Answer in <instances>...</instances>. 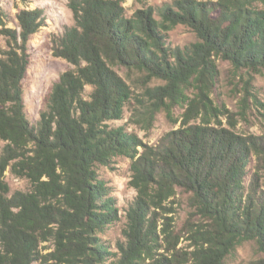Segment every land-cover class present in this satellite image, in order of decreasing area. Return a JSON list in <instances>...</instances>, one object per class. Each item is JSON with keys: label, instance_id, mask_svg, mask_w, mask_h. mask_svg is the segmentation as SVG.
Listing matches in <instances>:
<instances>
[{"label": "trees", "instance_id": "1", "mask_svg": "<svg viewBox=\"0 0 264 264\" xmlns=\"http://www.w3.org/2000/svg\"><path fill=\"white\" fill-rule=\"evenodd\" d=\"M69 7L74 25L53 54L74 68L53 85L36 125L25 112L23 81L42 12L23 10L18 29H0V264H226L250 241L264 252V135L211 125L220 110L209 97L219 58L237 70H264V12L252 0H175L131 18L122 0ZM178 25L198 41L170 47ZM117 68L163 82L141 103V120L186 106L181 127L159 145L108 125L123 119L133 95ZM122 156L132 161L137 197L113 253L101 235L120 220L118 199L100 169ZM8 169L30 190L11 193ZM177 189L191 194L202 224L189 231L193 251L178 249L179 235L161 213Z\"/></svg>", "mask_w": 264, "mask_h": 264}, {"label": "rangeland", "instance_id": "2", "mask_svg": "<svg viewBox=\"0 0 264 264\" xmlns=\"http://www.w3.org/2000/svg\"><path fill=\"white\" fill-rule=\"evenodd\" d=\"M70 0H0V29L6 26L18 29V15L23 10H40L42 12L43 26L31 37L28 45L29 66L23 81L25 112L32 125L38 123L41 113L47 106V98L53 85L59 81L60 76L74 67L62 58L54 56L56 42L62 37L66 27L74 25V18ZM175 0H122L127 17H134L138 11L156 9ZM210 1V0H200ZM257 10L264 12V0H252ZM198 41L196 33L189 27L178 25L168 34L167 42L170 47L184 48ZM6 49V39L0 34V53ZM218 79L215 82L210 99L220 110L211 116V125L220 121V126L234 130L241 135H264V70L260 74L246 69L237 70L228 60L217 59ZM130 85L133 95L129 105L125 108L121 120L108 122L113 128H123L131 134H136L149 146L159 145L161 139L169 132L178 130L183 121L186 106L172 104V111L159 112L153 121L139 118L141 103L150 98V90L163 85V82L151 79L139 71H130L123 68L116 69ZM92 89L87 88V94ZM191 99L195 91L186 93ZM170 100L167 99L166 103ZM138 110V111H136ZM136 113H135V112ZM136 114V116L134 115ZM198 124L200 120L196 121ZM5 143L0 139V155ZM101 178L114 191L118 199L120 220L111 226L101 238L109 243L112 252L116 253L117 242L125 241L123 230L127 225V211L137 197V191L130 185L134 172L132 161L127 157H118L113 160L110 167H101ZM6 182L11 193L16 191L27 192L30 184L25 179H19L8 169ZM191 194L182 189L176 190V196L165 203V210L161 211L170 219L174 231L179 235L178 249L193 251L190 240L191 228L201 229L200 218L193 214L190 206ZM164 220H161L163 223ZM50 247V243L44 244ZM47 251V252H48ZM226 264H264V252L255 241L238 245L227 257Z\"/></svg>", "mask_w": 264, "mask_h": 264}]
</instances>
